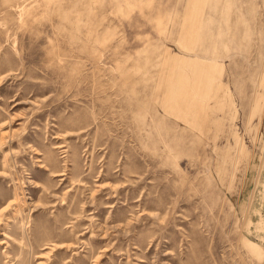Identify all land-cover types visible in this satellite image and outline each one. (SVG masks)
Segmentation results:
<instances>
[{
  "label": "rangeland",
  "instance_id": "obj_1",
  "mask_svg": "<svg viewBox=\"0 0 264 264\" xmlns=\"http://www.w3.org/2000/svg\"><path fill=\"white\" fill-rule=\"evenodd\" d=\"M0 264H264V0H0Z\"/></svg>",
  "mask_w": 264,
  "mask_h": 264
}]
</instances>
